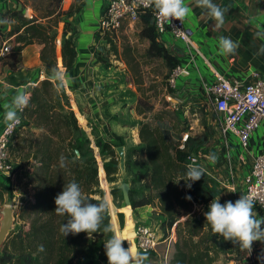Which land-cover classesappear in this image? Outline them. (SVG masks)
<instances>
[{
    "label": "trees",
    "instance_id": "16d2710c",
    "mask_svg": "<svg viewBox=\"0 0 264 264\" xmlns=\"http://www.w3.org/2000/svg\"><path fill=\"white\" fill-rule=\"evenodd\" d=\"M82 6L83 0L76 11ZM24 9L10 10L16 15L18 23L11 31V34L16 35V44L9 56L19 60L25 46L39 42L44 44L41 59L48 73L53 67L60 68L59 61L66 71L72 70L77 49L74 41L67 34L72 25L70 17L76 11H69L67 18H63L61 12L47 20L48 15L51 16L52 13L27 17ZM51 19L54 21H50ZM141 20L145 24L142 34L150 41L149 54L162 59L172 71L179 63L160 42L152 23V10L141 13ZM59 31L62 39L57 42ZM97 34L102 35L99 31ZM57 43L60 44L58 57ZM63 98H66V104L69 105L65 90L62 88L58 91L54 81H50L49 78L43 79L32 89L30 103L22 112L24 119L12 134V137L16 136L17 129L24 124L45 128L47 132L41 140L36 139V149L33 154L35 161L30 165L31 169L24 173L29 184L35 186L31 200L26 201L23 207L24 213H21V219L29 223L28 228L21 229L12 236L3 252L6 247L12 245L16 255L2 253L0 264H75L78 258L86 259L85 264H93L108 259L104 242L111 233L96 232L90 238L86 232L81 231L77 234L70 233L65 237L59 230L60 224L67 217L54 211L56 207L54 198L63 190L64 185L72 180L77 181L84 195L91 202L98 203L105 198L101 180L103 184L116 181L120 169L119 162L114 157L115 150L109 141L99 143L98 146L108 150L112 159L99 164L94 160L84 159L81 144L71 139L66 142L67 137L60 138L59 129L62 127L68 128V132L72 127H78L73 111L70 112L71 115L57 113L59 106L65 107V103H62ZM80 119L84 121L81 116ZM139 138L144 144L147 163L150 166L144 176L148 178L146 185L155 193L147 195L145 199H134L130 189V204L134 210L147 204L157 205L158 213L163 217L162 227L167 230L165 237L174 227L177 238L170 263L214 264L222 252L232 253L235 250L237 255L243 254L238 244L214 234L211 226L206 223L204 212L217 193L213 178L206 173L195 181L191 188H188L183 180L179 183L173 180L186 170V165L191 163L192 155L200 158L199 148L206 141L205 138L198 140L197 137L189 135L190 139L187 138V143L181 147L168 141L160 127L148 122L140 124ZM18 147L15 146V151ZM77 150L79 153L76 152ZM61 154L66 157L64 167L60 166ZM11 174L15 175L14 169L11 170ZM18 176L20 177V174ZM1 189L5 190V185L0 182ZM111 193L114 198L120 196L124 199L120 185L112 187ZM189 195L191 199L187 198ZM117 217L120 228H123L124 214L118 212ZM104 223L112 224L109 207L105 212ZM162 238L163 235L160 236V239ZM39 245H43L42 251ZM145 253H147L145 264H160V258L155 251Z\"/></svg>",
    "mask_w": 264,
    "mask_h": 264
},
{
    "label": "rangeland",
    "instance_id": "374dc122",
    "mask_svg": "<svg viewBox=\"0 0 264 264\" xmlns=\"http://www.w3.org/2000/svg\"><path fill=\"white\" fill-rule=\"evenodd\" d=\"M20 2L25 8V13H32V16H45L52 13L46 18L49 20L61 12H63L61 16L67 18L69 11H76L82 0H20ZM144 27L145 24L142 20L133 25L125 22L117 30L99 36L101 38H98L94 44L96 66L92 71L98 85L97 89L103 92L102 95H95L103 101L101 105L106 113L102 117L96 114V108L92 104L90 105L86 99L77 95L73 89L67 87L68 85L63 89L67 94L69 105L66 104V98H63L62 103H65V107L59 106L57 110V113L62 115H71L70 112H74L78 127H72L69 132L68 128L62 127L59 129V134L60 138L67 137L66 142L71 139L73 142L81 144L84 159H91L99 164L110 161L112 159L110 152L98 146L99 143L109 141L115 150L114 157L119 162L120 158L116 147L120 145L126 147V175L123 176L119 169L116 181H108L103 184L101 180V188L108 199L110 213L116 214V219L112 221V224L115 229L118 225L117 230L120 225L117 223L119 211L116 208L119 207L120 211L124 212L122 230L126 228L125 215L127 224L130 213L134 218L135 210L131 207L130 212H126L127 205H125L124 199L120 196L114 198L111 193L112 187L128 182L134 199H145L147 195L155 193L146 185L148 178H144L150 166L147 163L144 144L139 138L140 124L148 122L153 126L160 127L168 141L183 147L184 143H187L186 140H183V135L187 131L190 132V137H197L198 140L205 138L204 142L209 144L212 140L209 127L217 125L216 120H218V114L206 93L198 98H192L188 107L178 106L167 98L166 94H172L174 91L167 80L171 68L162 59L149 54L150 41L142 34ZM61 39L62 37L59 35L57 40L61 41ZM92 101L99 103L97 98L90 100V103ZM80 116L84 121L80 119ZM21 117L23 120L22 112ZM192 125L194 128H190ZM17 130L18 134L11 136V158H9L17 182L15 181L13 187L5 189L6 195L0 197V209L9 205L15 210V223L0 250V256L2 253L16 255L12 245L6 247L3 252L4 247L19 230L28 228L29 223L25 219H21V213H24L23 207L26 201L31 200L32 196L27 187L30 185L34 192L35 186L29 184L24 173L31 169L29 167L35 161L33 154L36 149V139L41 140L47 134L45 128L27 124L20 126ZM16 145L19 147L15 151ZM190 162L198 163L192 159ZM147 205L152 206L151 209H153L155 220L152 221V224L159 227L158 233L161 237L163 235L155 252L160 258V264H165L172 259L175 240L171 241L170 233L172 231L165 237L167 230L162 227L163 217L159 215L157 205ZM128 242L131 244L130 239ZM124 246L127 247V245ZM229 262L230 257L224 253L214 264H229ZM93 264H108V259Z\"/></svg>",
    "mask_w": 264,
    "mask_h": 264
},
{
    "label": "crops",
    "instance_id": "0c3cea01",
    "mask_svg": "<svg viewBox=\"0 0 264 264\" xmlns=\"http://www.w3.org/2000/svg\"><path fill=\"white\" fill-rule=\"evenodd\" d=\"M12 1L21 3L16 0H0V18H8L10 21V24H0V135L6 127L3 120V105L11 100L17 90L23 89L31 92L35 85L49 76L41 59L44 47L42 43L34 42L25 46L19 60L9 56L12 50L4 54L1 53L4 45L11 44L13 48L16 44V35L11 34V31L18 20L10 10H20L9 7V3ZM215 2L226 10L224 25L217 32L211 31L209 24L212 22L201 15V9L195 6V0H185V3L189 4L191 8V14L184 20V23L189 29L193 45L188 47L176 39L169 30L159 36L160 42L185 69V73L180 75L177 80V86L172 87L174 88L172 94H166L167 98L176 99V102L175 100L173 102L178 106L188 107L192 98H198L205 93L203 83L215 79L217 74L223 75L229 80L241 81L249 80L255 72L264 77V0H215ZM105 8L106 0H83L82 8L70 17L72 25L69 35L67 34L74 41L77 49L73 69L66 71L58 60L59 69L64 70L71 77L67 87L86 99L90 105L92 104L96 108V114L101 117L106 111L101 105L103 101L95 95H102L103 92L97 89L98 85L92 70L96 66L94 44L98 38H101L97 33ZM25 15L32 17V13H25ZM59 35H61V31H59ZM220 35L230 36L237 42L238 47L234 54L224 55L219 52L218 37ZM57 42L59 41L57 40ZM58 47L60 44L57 43V57L59 56ZM93 98H97L100 104L95 101L90 103ZM217 114L220 122L216 120L217 125L209 127L212 140L209 144L204 142L199 148L200 158H197V164L205 167L206 173L213 177L217 190L216 197L220 196V202L223 203L227 200L234 202L245 191V177L249 173L254 158L264 151V123H261L253 132L249 146L243 148L236 136L223 134V115ZM190 128H194V126L192 125ZM213 156L215 160L212 159ZM15 181L17 182L16 175L7 176L0 172V182L5 185V189L13 187ZM27 190L30 194L33 193L30 185ZM0 191L3 193L2 196L6 195L4 190ZM151 208L150 205L138 207L133 212L134 218L130 213L127 224L125 215L126 228L123 230L118 228L121 231L129 230L133 243L135 223L152 224V221L155 220ZM116 209L121 212V208ZM254 210L258 218L264 219V212L256 206H254ZM122 213L124 214V212ZM117 227L118 225L116 229ZM128 240V237L125 238L122 242L123 245L128 247ZM263 244L260 241H254L251 253L242 249L244 252L240 254L242 257L237 255L235 250L225 254L230 257V262L233 261V264H250V256L258 253ZM132 251L138 252L136 246ZM86 262V259L78 258L75 264H85Z\"/></svg>",
    "mask_w": 264,
    "mask_h": 264
},
{
    "label": "clouds",
    "instance_id": "9594fccd",
    "mask_svg": "<svg viewBox=\"0 0 264 264\" xmlns=\"http://www.w3.org/2000/svg\"><path fill=\"white\" fill-rule=\"evenodd\" d=\"M146 6L152 7L157 20H165L171 23V18H177L183 22L190 14L191 8L185 0H146ZM195 6L201 9V15L212 23L209 24L211 31L217 32L224 25L225 9L215 0H195ZM0 24H10L8 18H0ZM237 42L230 36L220 35L218 37V50L221 54H234L237 50ZM50 81L55 82L57 90L66 87L71 77L62 69L53 67L48 76ZM31 92L17 90L11 100L3 105V120L9 129L20 123V113L29 105ZM215 160V157H212ZM66 157H59L60 166H65ZM206 174L202 165L188 163L186 170L173 179L179 183L185 181L188 188ZM234 191V190H233ZM191 199L189 195L187 197ZM55 199V212L66 216L67 219L60 224L59 230L66 237L68 234H77L81 231L87 233L91 238L93 233H111L104 242V248L108 257V264H145L147 253L133 252L131 244L125 247L122 243L125 239L116 231L110 223H104L105 212L109 207L107 197L98 203L91 202L83 193L79 183L72 180L66 183L63 190ZM255 199L249 190L248 194L242 195L234 202L227 200L220 202V196L214 197L204 212L206 223L211 226L214 234H219L224 240H231L238 244L241 249L251 253L253 242L264 243V219L258 218L254 206ZM43 250V245H39ZM258 260L264 262V255L258 256Z\"/></svg>",
    "mask_w": 264,
    "mask_h": 264
},
{
    "label": "built area",
    "instance_id": "2783aa9c",
    "mask_svg": "<svg viewBox=\"0 0 264 264\" xmlns=\"http://www.w3.org/2000/svg\"><path fill=\"white\" fill-rule=\"evenodd\" d=\"M19 1L20 0H16ZM152 10V21L159 36L169 30L172 35L185 43L188 47L193 45L189 29L184 21L171 18V23L155 18V10L146 6V0H106L104 15L99 22V32L104 34L117 30L123 23L133 25L141 20V13ZM12 50L11 44H6L2 48V54ZM185 73V69L178 64L168 76V84L171 87L177 86L180 75ZM203 90L208 95L215 111L223 115L222 132L236 136L243 148H247L253 132L264 123V77L258 73H253L249 80H229L223 75L217 74L215 79L203 83ZM20 123L22 121L21 113ZM19 123V124H20ZM9 129L6 125L4 132L0 135V172L7 176L11 174L12 165L9 161L10 138L19 125ZM190 132H185L183 140H187ZM192 160L197 161V157L192 155ZM245 191L249 190L256 201L255 206L264 212V151L258 154L250 167L249 173L245 177ZM158 227L153 224L135 223L134 241L138 252L157 251L160 243ZM176 233L174 227L171 232V241L175 240ZM264 255V244L262 249L250 256V264H264L257 259ZM165 264H171L167 261Z\"/></svg>",
    "mask_w": 264,
    "mask_h": 264
},
{
    "label": "water",
    "instance_id": "95a60500",
    "mask_svg": "<svg viewBox=\"0 0 264 264\" xmlns=\"http://www.w3.org/2000/svg\"><path fill=\"white\" fill-rule=\"evenodd\" d=\"M9 7L18 8L19 10H23V4L17 3L15 1L10 2ZM169 99L172 102L174 100L176 102V99H173L172 97H170ZM263 150H264V142H263ZM116 151L120 158L119 168H120L121 174L124 176L126 175V147L124 145L117 146ZM76 152L79 153L78 150ZM120 187L123 192L125 205L131 206L130 204V184L128 182H123L120 184ZM0 214H1V219H0V250H1L5 241L7 240L9 233L14 228L15 210L11 206L7 205L0 210ZM233 263H234L233 261L230 262V264H233Z\"/></svg>",
    "mask_w": 264,
    "mask_h": 264
},
{
    "label": "bare ground",
    "instance_id": "6f19581e",
    "mask_svg": "<svg viewBox=\"0 0 264 264\" xmlns=\"http://www.w3.org/2000/svg\"><path fill=\"white\" fill-rule=\"evenodd\" d=\"M129 208V209H128ZM131 208V206H127V208L125 209V211L126 212H130L129 210H131L130 209ZM112 210V209H111ZM111 215H112V217H111V220H115L116 219V214L114 213V212H111ZM116 231L118 232V233H120L121 234V236L125 239V238H127L128 237V239H130V241H131V249L132 250H134V244H133V241H132V239H131V237H130V233H129V230H125V231H121L120 229L119 230H117L116 229ZM134 234H135V227H134V229H133V238H134ZM134 243H135V241H134Z\"/></svg>",
    "mask_w": 264,
    "mask_h": 264
}]
</instances>
